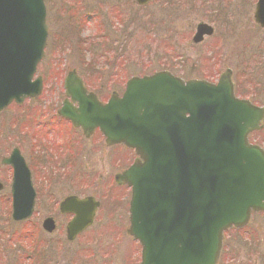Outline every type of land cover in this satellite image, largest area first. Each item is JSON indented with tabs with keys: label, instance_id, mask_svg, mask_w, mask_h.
<instances>
[{
	"label": "water",
	"instance_id": "water-1",
	"mask_svg": "<svg viewBox=\"0 0 264 264\" xmlns=\"http://www.w3.org/2000/svg\"><path fill=\"white\" fill-rule=\"evenodd\" d=\"M44 17L43 0H0V109L39 93L40 80L31 78L45 46ZM253 17L264 27V0H257ZM212 32L199 23L192 40ZM230 75L226 69L217 84H183L168 72L133 77L106 104L86 94L74 72L66 77L79 112L92 114L108 143L134 147L140 157L117 177L132 188L128 233L142 244L140 264H216L223 230L264 210V151L247 139L260 128L264 107L236 99ZM14 160L16 184L29 185L25 164ZM27 192L16 190V219L30 213L33 193ZM90 216L80 219V230Z\"/></svg>",
	"mask_w": 264,
	"mask_h": 264
},
{
	"label": "rangeland",
	"instance_id": "rangeland-1",
	"mask_svg": "<svg viewBox=\"0 0 264 264\" xmlns=\"http://www.w3.org/2000/svg\"><path fill=\"white\" fill-rule=\"evenodd\" d=\"M45 1L50 5L49 0ZM59 2L60 13H52L51 5L47 9L49 34L36 73L44 79L40 104L56 103L62 93L59 81L69 66L102 99L113 90L120 92L126 79L133 75L169 69L185 78L215 81L221 71L229 68L236 93L264 106V28L253 21L256 0H152L144 7L136 6L134 0ZM114 7L119 13H114ZM200 21L212 25L214 32L194 44L191 38ZM78 22V27L83 23L80 28ZM149 38L150 50L143 49ZM100 41L101 45L97 43ZM106 49L115 51L114 61L103 55ZM23 109L30 118L33 109H28L27 104ZM0 115V129L24 127L21 120H28L16 119L14 110L9 108ZM256 136L262 141L258 144L264 146V126ZM5 137L0 135V140ZM133 157L130 153L113 160L111 177ZM85 169V165L79 166V177L86 174ZM91 176L98 174L92 172ZM18 238H23V231ZM20 244L24 246L18 243L19 247ZM223 249L221 264H231L233 257L232 264H264V215H254L244 229L225 234ZM12 253L14 264H23L24 249L15 247Z\"/></svg>",
	"mask_w": 264,
	"mask_h": 264
},
{
	"label": "flooded vegetation",
	"instance_id": "flooded-vegetation-1",
	"mask_svg": "<svg viewBox=\"0 0 264 264\" xmlns=\"http://www.w3.org/2000/svg\"><path fill=\"white\" fill-rule=\"evenodd\" d=\"M64 99L62 92L54 104H40L39 96L6 108L14 110L16 119L28 120H21L24 127L0 129L6 136L0 140V262L14 264L17 247L24 249L23 264H138L141 247L126 235L130 191L114 182L110 170L113 160L129 152L120 145L107 146L98 129L85 135L60 117L57 111ZM26 104L33 109L30 118L23 109ZM256 135L253 142L260 141ZM16 151L29 170L34 192L31 214L22 221L11 217L14 167L4 162ZM80 165L86 166L83 177ZM85 197L98 202L92 223L68 234V224L78 213L76 201ZM17 230L23 231L22 239Z\"/></svg>",
	"mask_w": 264,
	"mask_h": 264
},
{
	"label": "bare ground",
	"instance_id": "bare-ground-1",
	"mask_svg": "<svg viewBox=\"0 0 264 264\" xmlns=\"http://www.w3.org/2000/svg\"><path fill=\"white\" fill-rule=\"evenodd\" d=\"M49 2H50L52 9H57L58 5H60V2L58 3V0H49ZM94 171H96V170H94Z\"/></svg>",
	"mask_w": 264,
	"mask_h": 264
}]
</instances>
